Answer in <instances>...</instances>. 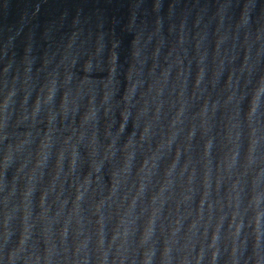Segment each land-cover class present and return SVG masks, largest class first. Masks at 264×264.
<instances>
[{"label": "water", "instance_id": "obj_1", "mask_svg": "<svg viewBox=\"0 0 264 264\" xmlns=\"http://www.w3.org/2000/svg\"><path fill=\"white\" fill-rule=\"evenodd\" d=\"M0 264H264V0H0Z\"/></svg>", "mask_w": 264, "mask_h": 264}]
</instances>
